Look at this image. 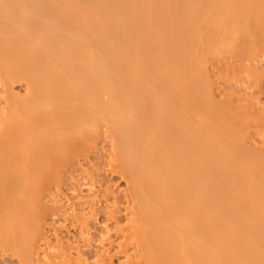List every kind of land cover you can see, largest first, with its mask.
Listing matches in <instances>:
<instances>
[{
	"label": "bare ground",
	"instance_id": "6f19581e",
	"mask_svg": "<svg viewBox=\"0 0 264 264\" xmlns=\"http://www.w3.org/2000/svg\"><path fill=\"white\" fill-rule=\"evenodd\" d=\"M258 43L264 0H0V242L35 264L57 218L80 252L106 214L96 264H264Z\"/></svg>",
	"mask_w": 264,
	"mask_h": 264
},
{
	"label": "rangeland",
	"instance_id": "374dc122",
	"mask_svg": "<svg viewBox=\"0 0 264 264\" xmlns=\"http://www.w3.org/2000/svg\"><path fill=\"white\" fill-rule=\"evenodd\" d=\"M225 44H226L225 47L227 49H231L235 44H237V42L236 41H228ZM251 53L256 54V55L257 54L262 55L264 53V47L261 44H259V43L255 44L253 46L252 50H251ZM260 60L262 62L261 64H263V65L261 67L258 66L257 70L258 71H262L261 72L262 75L260 74L262 78L260 76H259L260 79H259V77H257L258 79L256 77H254V78L250 77L251 78L250 79L251 81H250L248 79L249 77H247L245 73H241L240 75L238 74L233 79L234 80L233 82L235 83L237 81V83H238L239 81H241L243 79H248L249 82H251L249 85L251 86L254 83L252 85V87H254V86L257 85V82L260 81V83H259V85H257V87L262 92V94L260 95L261 105H264V58H261ZM19 85L20 86H14L15 90L18 91V92L22 91V88H23L22 87L23 84H19ZM231 85H233V84H231ZM229 87H230V83H229ZM249 92L247 91V96L249 98H251L252 96H250ZM255 118H256V116L254 114H252V113L247 114L245 116V118H243V120L241 122V126H240L241 132H240L239 135L242 138L245 137V136H251L253 139L256 140L257 144L258 143L261 144V141L259 139L260 136H258V134H257L258 131L261 128H260L259 122L256 121ZM101 155H102V152H101ZM99 157H100V155L97 154V156L93 159V162L94 163L96 162L95 164L100 166V165H102V162H104V161L102 159H100L102 157H100V158ZM98 178L103 181L105 186H109L110 189L113 190L116 193H120L121 192L120 189L122 187H124V184L121 182V180H120V178L118 176H113L111 174L103 173L101 176L99 175ZM85 191L86 190L83 189L82 193L80 194V196L83 195V196L86 197L87 195H89L88 192L87 191L85 192ZM69 207L70 208H68V211L72 212L71 209L74 208V205H70ZM75 207L78 208V205L76 204ZM97 207H98V209L99 208L101 209L103 207H108V206L106 205V202L103 201V202H101L100 207H99V205ZM121 210L122 209H120V211ZM106 216H107L106 214H102V215L98 216L96 219L89 220L88 227L84 231V234H86L89 238L92 239L93 247H91V248L81 247V251L80 252L74 249L75 246H77V243H78V240H79L78 237L80 236V233H77V230L76 231L73 230L71 228L70 222L66 221L65 218H62V217L59 218V219L57 218L56 221L52 224V226L48 227V229L46 228V230H45L46 231V235H48L47 237H45L47 239V245L45 247L42 246V247H38L37 248V249H39V250H37L38 252L35 254V255H37L36 256L37 258L35 257L36 259H34V257H33V262L32 263H35V264L36 263L37 264H48V263L52 264L53 263V264H55L56 262H60V260H61V251L64 249V250H66L65 252L67 254L71 253L74 258H79V259L83 258V260L80 259L83 264H86V263L87 264H96L97 261L99 260L100 256H102L101 255V249L102 248L101 249H100V247L96 248L97 244H94V243H96L100 239L99 238L100 234L105 232V223H106V218L105 217ZM119 216H120L119 218H120L121 222H125L126 221V217L124 215H119ZM67 217H69V216H67ZM64 226H65V228H63ZM108 226L109 227H113L112 224H109ZM0 238H1V236H0ZM112 238L116 239V236L112 235ZM7 240L8 239H6L5 241L4 240L2 241V239H1L2 243L4 242V244H5V242ZM2 243L0 242V247H1L0 248V264H21L20 259H19V255H18V253H19L18 251H20V250H18V249L14 250V249H12V247H8V245H9V241H8V242H6L7 246L6 245L5 246L8 248L10 253L9 252L7 253V250L5 249L4 245H3L4 249L2 248V246H1ZM24 243L25 242H22L21 244H18V245H20V246L17 245L18 248H20L21 250H22V248L23 249L26 248L27 246H25L26 244H24ZM53 248L56 249V251H57L56 255L52 254V252H53L52 249ZM102 250H103L104 253H105V251L108 252L107 250H104V249H102ZM12 251H13V253H12ZM59 251H60V253H59ZM79 254L81 255V257H80ZM13 255H15V256H13ZM119 256L115 257L112 262H110V263L108 262V264H121V262L124 260V257L121 256V255H119ZM97 258H98V260H97Z\"/></svg>",
	"mask_w": 264,
	"mask_h": 264
}]
</instances>
